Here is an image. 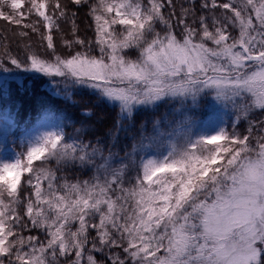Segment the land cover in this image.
<instances>
[{
    "label": "snow or ice",
    "instance_id": "obj_1",
    "mask_svg": "<svg viewBox=\"0 0 264 264\" xmlns=\"http://www.w3.org/2000/svg\"><path fill=\"white\" fill-rule=\"evenodd\" d=\"M187 3L0 0L41 40L0 50V264H264V0ZM41 78L51 99L25 95ZM81 89L115 110L107 141L53 102Z\"/></svg>",
    "mask_w": 264,
    "mask_h": 264
},
{
    "label": "trees",
    "instance_id": "obj_2",
    "mask_svg": "<svg viewBox=\"0 0 264 264\" xmlns=\"http://www.w3.org/2000/svg\"><path fill=\"white\" fill-rule=\"evenodd\" d=\"M62 3L67 2V0H61ZM175 4V11L177 14L180 13L181 6H188L187 0H173ZM199 3L200 0H196V7L197 12L199 14ZM71 11H75L76 7L73 5H69ZM86 9H80L78 11V14L75 18L76 25L79 27L78 35L81 38L88 39V38H94V33L91 28H89V24L91 23V20L89 17L85 15ZM72 27L73 25L71 23H65L61 21V29L62 31L60 33L55 34V42L57 45V50L60 52H66L67 49H65L62 46V39H73L72 36ZM24 30L21 29L18 26L10 25L5 21L0 20V50H3V46L6 43L8 49L12 52L13 55L20 54L23 50L22 46L28 43H31L33 48L38 49L39 45L41 44L40 37L36 34H33L30 32V30H27L30 32L29 37L22 38L18 35L19 31ZM25 87L28 86V80L24 81ZM13 89V98L11 102H14L16 99L19 98V92L17 91V85H12ZM25 95H32L35 98H45L49 97V93L47 90V80L46 78H41L39 80H34L31 83V88L28 89V91L25 93ZM73 101L75 103L69 102L67 105H65V102L62 99L56 98L53 100L55 106L57 108L65 109L67 114L77 121L84 119L83 110L88 109L91 110V112L95 113L91 117V119L88 121L90 125V132L89 137L93 140H95L97 137H99L102 140L107 141L106 133L108 129L112 126L114 123L116 112L115 110L109 108L106 104L102 103L97 99V97L87 89H81L79 90L74 96ZM7 103H10L9 101H5L3 104H0V107H4L7 105ZM164 108L162 107L159 112H157V115H160L164 112ZM40 113V108L36 103H32V105L29 107L28 105H25L24 110L19 115L18 119L20 124H23L25 119H28L30 121V124L34 123L35 119L38 117ZM100 117H103V119H100ZM146 117L144 114H140L137 116V127H139V123L144 120ZM77 127L79 124L76 125ZM149 129H151V124L149 123ZM67 131L71 132L73 129L70 127L67 129ZM123 136V134H121ZM19 148L17 147V150Z\"/></svg>",
    "mask_w": 264,
    "mask_h": 264
},
{
    "label": "rangeland",
    "instance_id": "obj_3",
    "mask_svg": "<svg viewBox=\"0 0 264 264\" xmlns=\"http://www.w3.org/2000/svg\"><path fill=\"white\" fill-rule=\"evenodd\" d=\"M165 110V109H164ZM36 120H37V118L35 119V121H34V123L36 122ZM34 123H32V124H34ZM19 150V149H18Z\"/></svg>",
    "mask_w": 264,
    "mask_h": 264
}]
</instances>
